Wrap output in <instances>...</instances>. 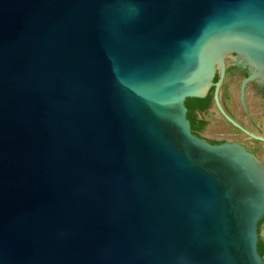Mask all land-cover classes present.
<instances>
[{
  "label": "water",
  "instance_id": "water-1",
  "mask_svg": "<svg viewBox=\"0 0 264 264\" xmlns=\"http://www.w3.org/2000/svg\"><path fill=\"white\" fill-rule=\"evenodd\" d=\"M252 81L264 0H0V264H264V165L185 105L264 143Z\"/></svg>",
  "mask_w": 264,
  "mask_h": 264
},
{
  "label": "rangeland",
  "instance_id": "rangeland-1",
  "mask_svg": "<svg viewBox=\"0 0 264 264\" xmlns=\"http://www.w3.org/2000/svg\"><path fill=\"white\" fill-rule=\"evenodd\" d=\"M224 92H225V88L224 87L222 88L221 86L219 101L223 110L225 111V104L222 99V94ZM248 116L253 117L256 120L258 126H253ZM208 118H209V122L205 126L210 130L212 135L200 132L202 135L210 139H217V140L227 139L229 141L240 143L248 148L254 147L255 152L257 154L259 155L264 154V143L252 139L250 136H248L241 130L234 127V125L228 123L220 113L216 104L214 105L213 102L212 105L210 106ZM232 119L236 121L238 124H240L246 130L252 132L257 136L264 138V115H246ZM259 235H260V239L264 241V223H261L259 226Z\"/></svg>",
  "mask_w": 264,
  "mask_h": 264
},
{
  "label": "flooded vegetation",
  "instance_id": "flooded-vegetation-1",
  "mask_svg": "<svg viewBox=\"0 0 264 264\" xmlns=\"http://www.w3.org/2000/svg\"><path fill=\"white\" fill-rule=\"evenodd\" d=\"M231 56L233 57V59H232L231 62H227V66H226V70H225V77H224V79L222 81V88L226 86L227 80L229 78H233L234 77V73L235 72H239V73L242 74L241 82L246 77H248L249 74H250V69L247 66L244 65V63L242 62V60H240V58L235 57L236 59L234 61V54H232ZM219 77H220V72L218 70L217 73H216L214 82H215V80L218 81ZM240 85H241V83H240ZM240 85H239V88H240ZM249 85H251L253 87L255 95H261L264 98V84L260 85V83L258 81H252V82H250ZM211 91H212V102L215 105V100H214V91H215V89H214V87H212L210 89L208 94H210ZM245 92H247V88H246ZM240 104H241V102H240ZM241 106H242V104H241ZM209 111H210V108H204L203 110L197 112V115H198L199 119H202L204 122H206V124L209 122V118H208ZM250 122L252 123L253 126H258V124L256 123V120L253 117H251V116H250ZM197 135L199 137H201L202 139H205V140H207L208 142H210L212 144H220V143H223V142H233L234 143V141H229L227 139H223V140L210 139V138L202 135L200 132L197 133Z\"/></svg>",
  "mask_w": 264,
  "mask_h": 264
},
{
  "label": "trees",
  "instance_id": "trees-1",
  "mask_svg": "<svg viewBox=\"0 0 264 264\" xmlns=\"http://www.w3.org/2000/svg\"><path fill=\"white\" fill-rule=\"evenodd\" d=\"M185 105L188 110L187 118L190 121L192 132L197 134L201 132L206 125V122L199 119L197 112L203 110L204 108H210L212 105V91L203 99H187ZM261 223H264V219L259 223L258 231ZM258 252L260 255H264V241L261 239L258 241Z\"/></svg>",
  "mask_w": 264,
  "mask_h": 264
},
{
  "label": "crops",
  "instance_id": "crops-1",
  "mask_svg": "<svg viewBox=\"0 0 264 264\" xmlns=\"http://www.w3.org/2000/svg\"><path fill=\"white\" fill-rule=\"evenodd\" d=\"M250 152H252L261 162L262 164L264 165V154L263 155H259L255 152V148H248L246 147Z\"/></svg>",
  "mask_w": 264,
  "mask_h": 264
}]
</instances>
